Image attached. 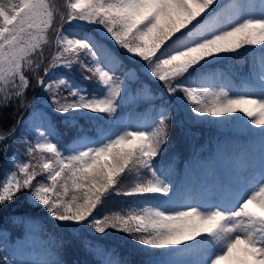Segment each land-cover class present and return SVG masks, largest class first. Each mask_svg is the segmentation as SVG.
<instances>
[{"label": "snow or ice", "instance_id": "obj_1", "mask_svg": "<svg viewBox=\"0 0 264 264\" xmlns=\"http://www.w3.org/2000/svg\"><path fill=\"white\" fill-rule=\"evenodd\" d=\"M249 6L247 0H68L61 21L80 20L101 26L121 51L147 62L145 70L150 69L151 77L163 82L169 94L182 91L189 101H195L191 111L197 116L236 123L258 134L264 144V18H244L242 13ZM54 20L55 11L46 0H0V92H15L17 99L25 95L29 86L25 69L31 68L32 55L47 42L45 33ZM56 44V54L44 69L45 76H37L38 86L52 94L51 106L55 111L86 109L112 116L122 98L135 94L128 88L126 78L113 74L120 66L119 57L102 42L94 45L75 34H64L61 27L56 29ZM246 46H259L261 52L258 80L254 82L258 91L245 89L230 94L207 87L201 90L198 85L183 87L179 83L177 78L184 77L190 69L204 68L206 58L218 59L217 54L236 53ZM81 53L91 56L94 66L80 62ZM76 63H80L82 71L92 74L86 79L98 78L103 87L101 95H81L72 89L70 95L79 99L62 101L54 88L67 86L65 80H58L56 85L46 84L51 69ZM153 107L157 119L151 130L147 119L135 125L121 124L115 130L100 132L97 139L78 143L69 149L73 154L67 157L52 142L55 132L47 113L34 110L29 119L38 138L34 146L29 143L27 154L32 156L39 150L51 155L41 154L36 164L16 163L17 171L4 174L0 179V209L27 196L46 206L58 221L87 225L91 219L97 233H104L107 228L140 233L134 239L147 257L145 264H158L152 257L157 249L173 254L182 252L196 258L192 264H201L203 252L216 245L220 250L206 264H264V170L262 178L247 193L241 195L236 185L230 186L218 200L203 208L184 205L181 207L185 210H176L153 204L143 208V214L92 219L103 198L118 188L123 175L133 168L137 173L143 170L150 174L151 179L140 180L128 191H116V195H159L167 202L172 162L162 157L167 152L174 105L170 103L167 110ZM130 128L134 130H126ZM14 132L12 128L7 136L0 135V142ZM90 143L98 146L90 147ZM10 147L4 145L0 150ZM41 173L47 174L50 184L38 182ZM69 182L82 195H73L64 202L59 190L62 188L66 196Z\"/></svg>", "mask_w": 264, "mask_h": 264}, {"label": "trees", "instance_id": "obj_2", "mask_svg": "<svg viewBox=\"0 0 264 264\" xmlns=\"http://www.w3.org/2000/svg\"><path fill=\"white\" fill-rule=\"evenodd\" d=\"M254 1L260 5L263 3V0ZM224 2H227V0H224ZM253 6L256 11V5L253 4ZM66 7L67 5L63 4L62 9L64 10ZM65 13L66 11H64L63 15ZM70 22H73V25H71L73 29L81 33H87L93 42H102L103 45L112 46V41L108 39L97 26L75 20ZM60 23V18L54 20V25H60ZM47 34L48 41H51L53 40V37H56L52 29H48ZM251 47L252 46H246L245 49L238 50L236 53L217 54L219 56L218 59H214L213 57L206 58L208 63L204 68L198 71H192L190 69L188 74L177 79L183 87L196 86L201 77L206 78L212 74L213 77H215L218 76L220 72H223L234 82L237 77L232 73V70L240 72L245 76L250 74V63H253L254 61L251 52H249ZM51 48L54 50V45H52ZM117 52L120 56L123 55L122 52ZM117 52L116 55L119 57ZM34 58L35 60L33 61L31 68L25 69V75L29 79V86L25 95L17 99L14 93L9 97L0 100V135L7 136L8 131L15 128L12 137L0 142V149H3L4 145H11L7 151L0 150V179H3L4 174L8 171H17L14 166L16 163L11 158L13 151H18L24 158L25 163L31 164L37 163L40 158H38V155L42 154L45 157L51 155L47 152L41 153L39 150H37V153L32 156L27 154L29 143L33 146L35 145V142L29 135V131L26 130L23 125V120H26V112L28 108L30 110L35 106L43 107L47 114L50 115L53 122L57 124L62 122V124L67 127L77 126L79 129L85 130V132L93 131V133L97 132L99 129L106 131L111 124V118L118 117L116 112L112 114V116H108V114L92 113L90 111V113H83L78 111V109L70 110L65 113L55 111L54 106L52 107L50 104V99L47 98L49 93L46 94L45 90L40 88L37 83V76H43L45 74L44 69L48 67V63L46 62L47 58L44 57V53H41V56L36 53ZM79 61L85 66H93L90 56L87 53H81ZM201 63L203 64V61ZM58 70H64V72L82 78L84 81L88 80L89 82H93L97 79H86L85 76L91 77V75L87 72L85 75L82 74L80 63L73 64L71 67L67 68L63 65H59L50 71L53 73ZM88 81L86 82L88 83ZM132 84H137L138 86L141 85L140 82H132ZM54 92L57 98L62 101L65 99L68 101L73 100L69 89L64 85L54 88ZM173 96L177 97L176 94ZM9 99H11L10 103ZM167 100V98L162 99L163 102H166ZM188 102L192 107L195 104V101ZM141 105H144V103ZM119 107L126 108L127 105L120 101ZM140 109L142 110L144 108ZM195 117L200 119L199 122H192L187 116H177L171 120L170 133L167 139V152L162 159L164 161L171 160L172 163H175V177L172 179L178 186H182L184 182H186V176H191L193 178L196 176L192 169L191 171L189 170L184 158H196L200 161L199 165L202 167L204 173H206L207 168L203 165L213 163L211 154H208V148L212 142V138L218 135L216 134V131H218L216 124L219 122V118H214L215 121H213L210 119L212 118L210 116L201 118L195 114ZM183 120H188L191 124L185 125ZM207 120H211L210 123L204 124L203 121L205 122ZM229 138L231 139V137ZM217 139L222 141V138L220 137ZM185 172L186 174H184ZM45 175L46 173H41L40 177H38V182L42 181V179L45 178ZM150 177V174H145L143 170H141L140 173H137L135 168L124 174L118 188L114 189L104 197L102 202L97 206V209L94 210L92 219L103 220L106 216L112 217L116 214L124 216L129 213H139L133 205L138 203L140 197L116 195V191H128L136 182L140 180L147 182ZM60 191L63 194L62 199L64 202L71 200L73 195L78 197L82 195L78 190L72 189L70 182L69 192L66 196L63 193L62 188ZM172 192H175V189H173ZM77 202L82 203V200H78ZM104 212H107V214ZM90 225H92V220ZM26 227L32 228L36 233H40L45 239L43 244L48 248H52L51 254H53L54 258L52 264H58V262L59 264H106L104 253H106L108 257L117 256L118 258H115L114 260H118L119 264H144L143 261L147 259L139 242L136 239L131 240L122 238L123 234L126 232L119 228H107L104 233H97L92 226L87 228L83 223L76 224L74 222L58 221L51 216L47 211L46 206L39 204V202H33L27 196H21L15 202H9L4 209H0V264H10L9 261H7L8 255L5 249L4 240L9 237V243V240H12L13 238L15 242L11 243V245L16 247L17 242L20 240V238L16 236L23 235ZM4 229L7 230L6 233L3 231ZM6 234H8V237ZM130 234L133 236L140 235V233ZM157 250H154V252Z\"/></svg>", "mask_w": 264, "mask_h": 264}, {"label": "rangeland", "instance_id": "obj_3", "mask_svg": "<svg viewBox=\"0 0 264 264\" xmlns=\"http://www.w3.org/2000/svg\"><path fill=\"white\" fill-rule=\"evenodd\" d=\"M46 2L50 5H52L54 11H55V20L59 19L61 20V16L63 15L64 11H67V7L63 10V4L67 5L68 0H46ZM74 2V0H73ZM259 8V7H258ZM260 9V8H259ZM242 15H245L244 18H248L247 16H251L252 14L249 11H244V13H242ZM259 16H263L264 17V7H261L260 12H259ZM66 20V19H65ZM75 21H80V20H75ZM83 23L89 24L87 22L81 21ZM242 22V21H241ZM71 25H73V22H69V21H61L60 25H53L52 27H50L49 29L53 30V33H55L56 35V29L57 28H63V33L64 34H75L77 36V38H87V40L89 42H93L92 39L89 38L87 33H81L76 31L75 29H73L71 27ZM97 26L100 31L108 38L110 39L103 31L102 27L96 24H92ZM48 32V30H47ZM47 32L45 33L46 35V43L42 44V48L41 50H38L37 54L41 56V53H44V57H46V62L48 63V65L50 63H52V58L53 56L56 54L57 51V44H56V37H53V40L48 41V34ZM71 38V37H70ZM111 40V39H110ZM112 41V40H111ZM95 43V42H93ZM52 45H54V50L52 47ZM95 45V44H94ZM112 48L116 49L119 52H122L124 56H126L127 58H129L130 60H135L133 58H130L131 54H125L123 51L120 50L118 45H115V42L112 41ZM35 55L33 54L31 57V60L34 61L35 60ZM100 60H103V55H100ZM91 59V63H92V58L90 56ZM90 63V62H89ZM146 64L147 62H143L141 61L139 58H136L135 63H130V62H125L124 63V67L127 68L129 66H133L134 69L131 68L132 71V78H136L138 79L140 82H142V85L144 87H142V89L140 90H132L131 87L128 85V88L131 89L135 94L132 95L131 93H129L127 95V98L129 100H141L142 97H148L149 95H152V89L156 86H160L165 88V90L161 93L166 94L169 96V104L171 103L172 105H174V116L173 118L177 117V116H181V117H186L192 121V122H199V118L195 117V113H193L191 111L192 109V105L188 102V98L187 96L182 93V91L175 93L177 97H174V94H169L167 91V86L163 83L160 82L158 80V78H153L150 75V69H146ZM94 66V65H93ZM87 71L84 70L82 71V74L85 75ZM88 73V72H87ZM90 75H92L91 73H89ZM117 78L119 79H127L126 75H122V70L121 71H116L113 73ZM60 79H64L65 82L69 85V86H74L76 88V91L79 92L81 95H86V96H91L93 94L96 95H101L103 93V87L100 85L94 92H86L88 91V88L85 86L86 84L83 83V80H81L80 78H78L77 76L74 75H68L67 73H64L60 70V73H51L48 75V77L46 76V84H54L56 85V82ZM18 83V81H17ZM149 86V87H148ZM173 86L175 87V82L173 83ZM59 86H56L55 88H57ZM210 88L215 92H219L221 90L223 91H227L230 94L234 93L236 91H240V90H252V91H257L255 87H252L250 85H245V87H243L242 89L237 90L236 88H234V84L230 83L229 80H227L225 77H218L215 78L213 80H208L207 84H205L204 88ZM202 90V88H200ZM125 91H127V89H125ZM15 92L12 93H6V92H0V100H3L5 98L8 97V95H12ZM51 93H49L48 98L51 101ZM199 97H197L198 99ZM209 100L211 99V97H208ZM253 98H258V97H253ZM51 104V103H50ZM190 104V105H189ZM163 109H165L164 107H161ZM169 108V107H168ZM34 110H39L41 112H45V110L42 107H35L33 110H31V112L29 113V108L27 110V112L29 113L28 116V122H29V128L31 129L30 131L32 132V136L33 139L35 141H37V133L32 129L31 125V121H30V116L33 113ZM121 108L119 109L120 112ZM167 110V109H166ZM70 111V110H69ZM78 111L81 112H89L86 109H78ZM118 112V113H119ZM90 113V112H89ZM239 115H243V114H239ZM211 117V116H210ZM49 118V116H48ZM50 119V118H49ZM149 122V128L148 130H151L152 127L155 126V121L157 119V116H147L144 114H141L138 116V118H133L130 115H127L124 119L123 122L121 123H115L113 125V130H115L116 127H118L121 124H131V125H135L139 122H142L144 120H146ZM213 121H215V119L212 117L210 118ZM223 118H219V122H222ZM51 121V120H50ZM211 120H207V121H203L204 124H208L210 123ZM52 122V121H51ZM183 123L185 125H190L191 123L188 122V120H183ZM224 124V128L228 129L231 128L232 123H223ZM53 126V131L55 132V136H54V140L52 142H56L58 144L60 136H58V134L60 133V128L55 126L52 123ZM65 126V125H63ZM126 130H134V129H126ZM144 130V129H141ZM53 138V137H50ZM97 137H93L92 139H97ZM113 139H115V136L112 137ZM92 139H87V140H92ZM85 140H81L80 143H83ZM78 144V142H74V143H68V145L65 147L68 148V151L70 148L75 147ZM88 146L90 147H94V146H98L95 144H88ZM60 148V147H59ZM255 153L254 156L252 155L251 151H249L247 148L243 149L242 147L238 148L237 150V154L234 156V159H236V166L238 167V169L236 167L233 166L232 161L229 163V168L227 171L228 176L230 177V182H221V180H218L219 178L216 176L214 178H212L210 180V182L207 184L208 186H205V189H201L196 191L193 190V185H190L189 188L190 190H186L187 194L184 196V200H181V203H165V201H163L162 203L158 202L159 205H161L162 207H169V208H175L176 210H185L184 205H192V206H197L199 205L201 208H203L206 205H210L212 203H214L216 200H218L221 196V193L223 190L228 189L230 186H234L236 185L238 188V191L240 192L241 195L247 193L252 187L254 182H258L261 178H262V170H264V144L261 143L260 141V137L258 139L257 142H255ZM82 150V149H81ZM70 155L73 154L71 151H69ZM248 153H250L251 157L249 158ZM13 157H15V161H22V158L18 155V154H14ZM40 157V155H38V158ZM12 172V171H11ZM11 172H9L8 174H10ZM218 178V179H217ZM40 183H45V184H50V181L47 180V174L45 175V178L42 179V181H40ZM171 187V186H170ZM61 190V189H60ZM59 190V191H60ZM258 191V189H256ZM60 195L61 198L63 196L62 192L60 191ZM177 195H176V199L177 200ZM174 200V201H175ZM183 201V202H182ZM107 214V212H104ZM90 222L91 220L88 221V224L85 225L87 228H90ZM5 233L7 232L6 229L3 230ZM33 230L32 228H27L25 229L24 234L22 235H17L16 237L20 238V240L17 242L16 247H13L11 245V243H14L15 240L12 238V240H9L8 243V234H6V236L8 237L6 240H4L5 243V249L8 255V260L10 264H51L52 262H54V258H53V254H51V250H50V254L48 256H46V254L43 251V248L41 247L40 243L36 240H40L38 239V236H33ZM14 237V238H16ZM134 237L131 235L130 233H124L122 238H127V239H131L133 240ZM30 238H32L33 240L36 241V249L34 252L32 253H27L26 250L28 248V244H23L25 243V240H30ZM13 247V248H11ZM220 248L218 245L216 246H212L207 248L202 256H201V264H206V261L208 258H210L212 255H214L217 251H219ZM116 258H118L116 256ZM196 259L193 256L190 255H186L182 252H178L176 257H175V262L174 264H178L179 261H181L182 264H192V261ZM114 262V261H111ZM110 264V263H109Z\"/></svg>", "mask_w": 264, "mask_h": 264}]
</instances>
